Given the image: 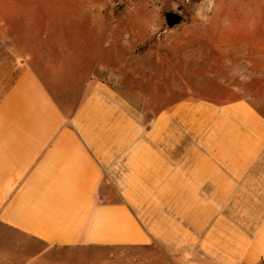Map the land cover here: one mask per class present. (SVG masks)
I'll use <instances>...</instances> for the list:
<instances>
[{
  "label": "crops",
  "instance_id": "obj_1",
  "mask_svg": "<svg viewBox=\"0 0 264 264\" xmlns=\"http://www.w3.org/2000/svg\"><path fill=\"white\" fill-rule=\"evenodd\" d=\"M50 1L0 0V264H264V100L75 59L92 11Z\"/></svg>",
  "mask_w": 264,
  "mask_h": 264
},
{
  "label": "rangeland",
  "instance_id": "obj_2",
  "mask_svg": "<svg viewBox=\"0 0 264 264\" xmlns=\"http://www.w3.org/2000/svg\"><path fill=\"white\" fill-rule=\"evenodd\" d=\"M50 3L57 4L62 17L72 15L73 11H92L91 29L89 18L85 17L86 29L77 25L71 33L67 47L75 59L80 55L81 39L85 60H134L135 56L148 60L163 56L165 51L174 56L185 54L182 65L173 60V73L184 72L181 81L173 75V100L197 93L206 97L223 93L221 78L229 80L231 99L245 95L257 106L264 100V0ZM166 13L179 15L180 22L168 25Z\"/></svg>",
  "mask_w": 264,
  "mask_h": 264
},
{
  "label": "water",
  "instance_id": "obj_3",
  "mask_svg": "<svg viewBox=\"0 0 264 264\" xmlns=\"http://www.w3.org/2000/svg\"><path fill=\"white\" fill-rule=\"evenodd\" d=\"M165 17H166V21H167L168 25L176 24V23L180 22V20H181V17L177 14H174V13H166Z\"/></svg>",
  "mask_w": 264,
  "mask_h": 264
},
{
  "label": "flooded vegetation",
  "instance_id": "obj_4",
  "mask_svg": "<svg viewBox=\"0 0 264 264\" xmlns=\"http://www.w3.org/2000/svg\"><path fill=\"white\" fill-rule=\"evenodd\" d=\"M172 26V25H171Z\"/></svg>",
  "mask_w": 264,
  "mask_h": 264
}]
</instances>
